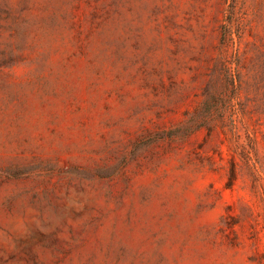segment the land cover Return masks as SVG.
I'll use <instances>...</instances> for the list:
<instances>
[{"label": "rangeland", "instance_id": "1", "mask_svg": "<svg viewBox=\"0 0 264 264\" xmlns=\"http://www.w3.org/2000/svg\"><path fill=\"white\" fill-rule=\"evenodd\" d=\"M0 264H264V0H0Z\"/></svg>", "mask_w": 264, "mask_h": 264}, {"label": "trees", "instance_id": "2", "mask_svg": "<svg viewBox=\"0 0 264 264\" xmlns=\"http://www.w3.org/2000/svg\"><path fill=\"white\" fill-rule=\"evenodd\" d=\"M223 36H224L225 40L232 39L233 38L232 31L230 29H228V28L227 29L225 28ZM193 130L194 129H192V131Z\"/></svg>", "mask_w": 264, "mask_h": 264}]
</instances>
